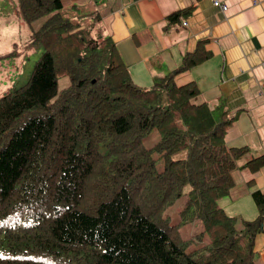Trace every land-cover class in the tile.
Returning <instances> with one entry per match:
<instances>
[{
	"label": "trees",
	"instance_id": "obj_1",
	"mask_svg": "<svg viewBox=\"0 0 264 264\" xmlns=\"http://www.w3.org/2000/svg\"><path fill=\"white\" fill-rule=\"evenodd\" d=\"M13 1L25 22L44 19L26 43L41 49L31 73L0 95V264H256L264 193H252L258 215L241 229L218 206L247 148L225 144L232 118L194 103L195 83H174L207 53L141 87L99 7ZM62 76L70 84L59 90ZM153 129L159 139L145 146ZM184 195L171 224L164 213ZM195 221L202 231L183 241L179 228Z\"/></svg>",
	"mask_w": 264,
	"mask_h": 264
},
{
	"label": "crops",
	"instance_id": "obj_2",
	"mask_svg": "<svg viewBox=\"0 0 264 264\" xmlns=\"http://www.w3.org/2000/svg\"><path fill=\"white\" fill-rule=\"evenodd\" d=\"M214 1H219L216 5ZM102 11V24L115 42L136 85L152 86L199 49L204 60L174 76L177 86L195 83L196 104L215 117L232 118L224 134L228 147L247 152L232 170L234 186L218 206L229 217L252 221L258 211L252 193H264V164L242 167L264 155V0H78ZM221 4L226 5L223 10ZM69 6V5H68ZM172 23L168 16L189 9ZM186 22V25H183ZM255 263L264 264V232L253 244Z\"/></svg>",
	"mask_w": 264,
	"mask_h": 264
},
{
	"label": "rangeland",
	"instance_id": "obj_3",
	"mask_svg": "<svg viewBox=\"0 0 264 264\" xmlns=\"http://www.w3.org/2000/svg\"><path fill=\"white\" fill-rule=\"evenodd\" d=\"M71 2V0H63L65 6L70 5ZM15 12L13 0H0V95L10 82L22 84L27 79L41 53V49H30L29 46H26V43L44 18L27 23ZM69 84V77H59V90L66 88ZM158 139L159 133L156 129H153L144 136L143 143L145 146H150ZM184 153L185 151H180L175 156H183ZM186 203L187 196L184 195L166 209L164 216L169 218L171 224L179 222V212L185 207ZM201 231L202 224L200 221L179 228L183 241L191 239ZM197 246L198 244L190 243L186 249L189 251Z\"/></svg>",
	"mask_w": 264,
	"mask_h": 264
},
{
	"label": "built area",
	"instance_id": "obj_4",
	"mask_svg": "<svg viewBox=\"0 0 264 264\" xmlns=\"http://www.w3.org/2000/svg\"><path fill=\"white\" fill-rule=\"evenodd\" d=\"M214 3H215L216 5H219V4H220L219 1H214ZM221 7H222L223 10H226V9H227V6H226V5L221 4ZM183 25H186V22H183Z\"/></svg>",
	"mask_w": 264,
	"mask_h": 264
}]
</instances>
